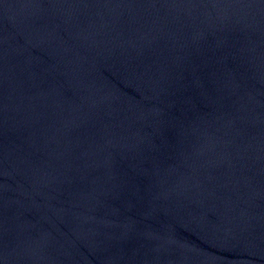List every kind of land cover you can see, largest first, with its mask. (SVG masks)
I'll list each match as a JSON object with an SVG mask.
<instances>
[{"label":"water","instance_id":"obj_1","mask_svg":"<svg viewBox=\"0 0 264 264\" xmlns=\"http://www.w3.org/2000/svg\"><path fill=\"white\" fill-rule=\"evenodd\" d=\"M0 264H264V0H0Z\"/></svg>","mask_w":264,"mask_h":264}]
</instances>
